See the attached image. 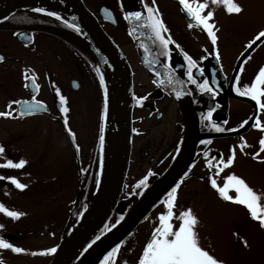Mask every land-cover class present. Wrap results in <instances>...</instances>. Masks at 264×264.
<instances>
[{"label":"flooded vegetation","instance_id":"flooded-vegetation-1","mask_svg":"<svg viewBox=\"0 0 264 264\" xmlns=\"http://www.w3.org/2000/svg\"><path fill=\"white\" fill-rule=\"evenodd\" d=\"M74 1L0 0V57L3 58L0 60V112L11 113L0 116V146L5 150L0 154V164L8 159L13 162L26 161L21 168L0 167V177H14L26 185L18 189L8 179H0V204L11 211L23 213L17 219L0 213V238L23 249L20 253L0 249V264L52 263L66 238L83 218L84 208L92 199L85 190H94L97 171L101 170L102 180L108 171L113 140H116L118 153L125 151V129L128 130L127 166L116 204L122 206L121 210L126 213L131 205L138 202L145 190L172 164L183 143L187 123L174 91H181L180 97L190 103L197 117L198 134L203 135L194 144V153L185 170L187 176L184 172L173 185L179 183L175 207L180 187L189 185L196 192L202 189L212 200L219 201L218 192L211 187L209 176L220 187L221 176L236 171L264 176V151L260 150L258 143L264 131L253 127L257 118L264 126V110L258 113L254 101L232 90L233 83H237L241 90L243 85H250L259 68L264 66V38L251 48L245 47L261 30L243 29L244 37L236 39L238 32L233 26L220 28L209 22L216 37L213 46L207 32L202 26L195 25L178 0L169 2L180 19L185 20L184 26H181V22H172L165 15L170 8L155 5L164 27L168 29L162 35L170 37L172 41L167 57L155 44L159 61L162 67L167 63L174 73L173 79L183 83L169 85L165 76L151 75L135 46V55L142 69L140 76L143 80L140 81L136 78L139 72L134 71L129 58L123 54L131 72V98L127 121L122 120L123 107L120 104L118 131L113 133L109 125L106 72L92 37L76 14ZM79 1L115 42V36L107 31L105 25L117 23L103 21L99 9L104 6L114 14L120 12L119 0ZM111 1L115 9L110 7ZM144 3L152 6L153 2L144 0ZM37 7L57 13L61 20L33 12L32 9ZM64 21L78 25L79 31L67 27ZM189 23L193 24L191 28L188 27ZM185 54L196 62L197 67L192 70L194 78L198 83L209 81L213 93H202L187 81ZM61 63L65 66L61 67ZM97 68L100 69L99 76ZM25 75L32 79L26 81ZM100 76L104 78L103 89L100 87ZM59 78H62L64 85H60ZM92 78H95V85L102 92L101 102L99 97L102 109L96 115L92 134L86 136L81 133L83 128L78 130L77 127V116L84 114V111H78L80 101H77V93H88ZM74 80L76 83L72 84ZM162 80L164 83H160ZM57 90L65 98L63 107L67 109L66 112L60 111ZM33 99L40 101L44 108L33 109L29 114L24 111L23 102L31 103ZM261 100L264 102V97ZM12 101L22 103H10ZM85 107L87 113L88 108ZM210 108L214 109L212 121L225 131L216 132L207 120L202 121V114ZM102 113L104 122L100 119ZM245 120L248 123L241 127ZM101 123L103 133L100 131ZM41 131L44 132L40 134ZM201 140L209 143L200 144ZM254 153H259L256 159H253ZM233 154L232 165L224 167L221 158L226 161ZM149 172L152 175H148ZM145 176H148L146 186H139ZM170 189L123 241L152 219L158 220ZM78 190L82 192L81 196H78ZM50 248H56V251L47 253L46 250Z\"/></svg>","mask_w":264,"mask_h":264},{"label":"snow or ice","instance_id":"snow-or-ice-1","mask_svg":"<svg viewBox=\"0 0 264 264\" xmlns=\"http://www.w3.org/2000/svg\"><path fill=\"white\" fill-rule=\"evenodd\" d=\"M141 4L144 7V12L147 15L142 14L140 11H132L124 14V18L126 20L133 19L140 23L137 24V28H144L150 32V39L153 40L154 44H158L159 48L162 50V54L167 57L169 55V44L172 42L171 38H165L162 33H166L168 31L167 28L164 27L163 21L160 19V14L155 7V0H153L152 6H149L144 3V0H140ZM179 4L182 7V10L186 12L187 16L191 18L192 21L195 22L196 26H202L203 30L207 32L208 37L211 39L213 46L216 44V37L214 32L211 30L213 25L209 23L210 19L213 17L212 11H207L206 15H202V12L205 8L208 7V4L202 2V0H194L195 6H193L192 0H178ZM211 4L218 5L223 4L226 12L228 13H239L242 9L240 6L233 2V0H211ZM33 12L43 13L49 17H55L56 20H61V17L51 11H46L44 8H34ZM102 11H106L103 10ZM4 19H7L5 17ZM65 25L69 28H72L76 31H79V26L75 24H70L67 21H64ZM193 26L192 23H189L188 27L191 28ZM264 38V30H261L257 35L249 41L246 48H251L257 41ZM3 58L0 57V60ZM184 60L187 64V69L185 71V75L187 76V81L196 86V89L202 93H213V89L209 86V81L204 80L203 83H198L197 79L194 78L193 69L197 67L196 62L188 56L184 55ZM165 69L163 75L167 78V83L172 85L174 83H183V81H175L173 79L174 73L171 72L169 65L165 63L163 65ZM243 70V69H241ZM97 74L99 76L100 69H96ZM171 73V74H170ZM159 75V73L157 74ZM24 79L31 80L32 78L28 75L24 76ZM236 81H239V74H237ZM160 83H164V81H160ZM264 66H261L256 73L254 79L251 81V84L243 85V89L237 87V83H233L232 90L236 92L238 95L249 97L252 101L255 102L256 108L259 111L264 110V102H262L261 97H264ZM33 86L35 84L33 82ZM100 87L104 88V78L100 76ZM182 95L181 91H176V96L180 97ZM57 96L59 97V101L61 104L60 111L66 112L67 109L63 107L65 103V98L60 95L57 90ZM143 99V98H140ZM139 102V101H138ZM10 103L21 104V101H12ZM25 105L24 111L31 112L33 109H43L44 105L35 99L32 100L31 103L24 101ZM214 109H209L207 113L202 114V121L207 120L209 125L216 131L222 132L225 131L222 127L215 124L211 117ZM23 114V112H22ZM10 112H0V116H9ZM101 121L104 120L103 113L100 117ZM224 123H227L225 121ZM248 121L245 120L242 122L241 127L247 124ZM253 127L257 129H261L264 131V126L261 125L260 120L257 118L253 124ZM103 123L100 125V131L103 133ZM69 135L71 132L69 131ZM101 143L103 142V136L100 137ZM209 143V141L201 140L200 144ZM260 150L264 151V136H262L259 141ZM246 146L242 145L241 147ZM4 148L0 146V154L4 153ZM177 151H179V146H177ZM207 153L205 156L207 157ZM259 153L253 154V159H256ZM234 160V154L229 155L225 160L221 158V163L224 167L231 166ZM26 161L23 159L19 160V162H13L11 159L6 160L5 163L0 164V167L4 168H21L24 166ZM187 172L184 173L187 176ZM217 174H219L217 172ZM148 175H152L149 172ZM0 179H8L11 184H13L18 189H23L26 185L19 183L14 177H0ZM148 180V176H145L140 182L139 186H146V181ZM97 183H99V178L97 177ZM209 182L211 187L215 189L218 194L225 201H232L233 203H237L239 205H243L250 217L253 220H259L260 227L264 228V204L260 203V196L249 187L245 181L234 175L229 174L225 177L224 184L222 187L217 185L215 179L209 176ZM179 187V183L176 186H173L170 191L166 194V199L163 201L165 212L158 215V224L153 228L152 234L143 247L142 253L139 256L138 264H222L221 261L214 258L207 250H205L199 243L198 235L195 231V226L197 224V218L193 215L190 209L183 210L179 212L178 216L174 215L173 207L175 203V194L177 192V188ZM229 189L234 190L235 196H231L228 194ZM0 213H3L5 216L10 217L12 219H17L19 216L23 215V213H19L17 211H11L7 209L3 204H0ZM120 217L117 219L116 223L120 222ZM173 219L178 220V227L174 226L172 223ZM2 227V226H0ZM115 227V224L112 225ZM97 240L100 239L99 236L96 237ZM123 243V242H121ZM91 245H89L90 247ZM121 244H116L104 258L100 261V264H113V258L117 254L120 249ZM0 249H10L15 253H20L23 249L19 247H14L11 243L7 242L3 238H0ZM56 248L47 249V253H54ZM86 251V249H85ZM35 254V253H33ZM83 255V252L81 253Z\"/></svg>","mask_w":264,"mask_h":264},{"label":"rangeland","instance_id":"rangeland-1","mask_svg":"<svg viewBox=\"0 0 264 264\" xmlns=\"http://www.w3.org/2000/svg\"><path fill=\"white\" fill-rule=\"evenodd\" d=\"M99 1L101 0H96L95 2ZM149 1L153 2V0ZM202 2L208 4V7L203 10L204 15L207 14V11L213 12V17L209 22L220 28L233 26L238 32L235 36L236 39L244 37L245 32L243 29L256 28L259 31L264 28V0H233L242 9L239 13H228L223 4L213 5L211 4V0H202ZM155 5L170 8L171 10L166 11L165 15L172 22H181V26L186 24L185 20L180 19L176 13L177 11L172 8L173 5L169 0H155ZM110 7L115 9L114 2L111 1ZM115 17L117 24L105 25V27L109 33L115 36V42L119 45L122 53L129 58L134 71L139 72V77L136 76V78L142 81L143 78L140 76L142 69L138 64L135 55V44L128 32L124 15L122 12H116ZM63 66L65 64L61 63V67ZM59 82L60 85H64L62 78H59ZM87 87H90V85H87ZM98 89L94 78L91 82V89H88V93L84 91L77 93V101H80L77 106L78 111L80 113L84 111V114L82 113L77 116V127L78 130L83 128L82 135L86 134L88 136V134H92L96 124V115L101 113L102 104L99 105V97L101 102L102 92ZM85 105L88 108L87 113ZM43 132L41 131L40 134ZM234 175L242 178L260 196V203L264 204L263 175L255 176L251 172L238 173V171ZM225 177L221 176L220 178L221 187L224 184ZM86 191L90 194L91 198L94 192ZM78 192V196H81L82 192L80 190ZM228 194L233 197L235 196V192L232 189H229ZM217 196L219 197V201H214L202 189H197L196 192L195 188L190 187V185L188 187L182 186L179 190L177 206L173 208L174 215L178 216L179 212L183 210L190 209L192 211L193 215L197 218L195 231L200 245L214 258L221 261L222 264H264V228L260 227L259 220H253L243 205L233 203L232 201H225L219 194ZM84 209L87 210L88 207ZM121 209L122 206L118 204L113 207L110 217L103 222L97 234H101L107 228L116 224L117 219L124 215V211ZM164 210L162 208L161 213ZM158 211L160 213V209ZM155 215L157 216L156 213ZM172 223L178 227L179 221L173 219ZM157 224L158 220L152 219L150 223L134 234L132 233L127 240L123 241L113 258V264H138L143 247L149 240L152 230Z\"/></svg>","mask_w":264,"mask_h":264},{"label":"water","instance_id":"water-1","mask_svg":"<svg viewBox=\"0 0 264 264\" xmlns=\"http://www.w3.org/2000/svg\"><path fill=\"white\" fill-rule=\"evenodd\" d=\"M4 1V0H2ZM14 1V0H13ZM73 1V0H71ZM124 13L132 11L142 12L139 0H120ZM75 3V4H74ZM20 5L21 3H13ZM76 14L82 20L85 28L92 37L95 46L107 70L110 85V112L114 113L122 104V120L127 121V108L130 104V71L126 60L116 45L101 29L95 18L87 12L79 0L73 2ZM106 10V11H102ZM103 20L115 23L114 15L108 8L101 7ZM143 14V12H142ZM131 36L136 44L140 58L150 74L164 77V70L157 58L150 32L144 28H137L140 23L133 19L127 20ZM176 95V91H174ZM177 97V96H176ZM182 112L186 118L187 130L182 143L181 151L167 169L143 194L138 202L132 205L125 217L115 227L96 240L83 253L75 264H96L112 247L122 241L138 224V222L152 209L161 196L181 176L189 164L195 142L203 135L198 134L197 120L190 103L186 99L177 97ZM119 123V119L116 118ZM126 133V149L119 151L114 167L104 176L99 194L90 204L83 220L77 225L73 233L62 244L58 254L51 264H71L79 251L94 237L103 222L108 218L116 202L127 163L128 130Z\"/></svg>","mask_w":264,"mask_h":264},{"label":"bare ground","instance_id":"bare-ground-1","mask_svg":"<svg viewBox=\"0 0 264 264\" xmlns=\"http://www.w3.org/2000/svg\"><path fill=\"white\" fill-rule=\"evenodd\" d=\"M120 105L117 107L116 111L114 113H111L110 115V122H111V128H112V132L116 133L118 131V123L116 122V118L119 117L120 114ZM116 138V137H115ZM113 153H112V158H111V162H110V169H113L114 167V162L117 159V153H118V148H116V140H113Z\"/></svg>","mask_w":264,"mask_h":264}]
</instances>
